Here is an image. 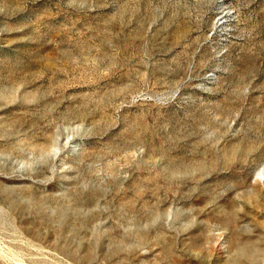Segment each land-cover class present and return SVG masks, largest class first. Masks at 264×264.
<instances>
[{
    "label": "rangeland",
    "instance_id": "obj_1",
    "mask_svg": "<svg viewBox=\"0 0 264 264\" xmlns=\"http://www.w3.org/2000/svg\"><path fill=\"white\" fill-rule=\"evenodd\" d=\"M263 173L264 0H0V264H264Z\"/></svg>",
    "mask_w": 264,
    "mask_h": 264
},
{
    "label": "bare ground",
    "instance_id": "obj_2",
    "mask_svg": "<svg viewBox=\"0 0 264 264\" xmlns=\"http://www.w3.org/2000/svg\"><path fill=\"white\" fill-rule=\"evenodd\" d=\"M260 174H262V173H260ZM264 174V173H263Z\"/></svg>",
    "mask_w": 264,
    "mask_h": 264
}]
</instances>
